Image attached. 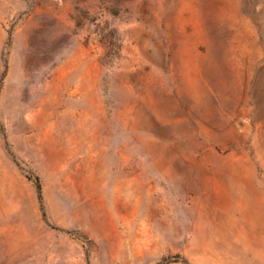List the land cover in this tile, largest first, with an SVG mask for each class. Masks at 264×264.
I'll return each instance as SVG.
<instances>
[{"label":"rangeland","instance_id":"374dc122","mask_svg":"<svg viewBox=\"0 0 264 264\" xmlns=\"http://www.w3.org/2000/svg\"><path fill=\"white\" fill-rule=\"evenodd\" d=\"M3 60L0 264H264V0H0Z\"/></svg>","mask_w":264,"mask_h":264},{"label":"trees","instance_id":"16d2710c","mask_svg":"<svg viewBox=\"0 0 264 264\" xmlns=\"http://www.w3.org/2000/svg\"><path fill=\"white\" fill-rule=\"evenodd\" d=\"M10 37H11L10 32H7V39H6V42H5L6 46L9 45ZM7 67H8L7 61L3 60V71L0 74V86H1L3 80H4L5 76H6ZM9 154L12 156L14 162L16 163L15 157L10 153V151H9ZM35 186H36V190H37V196H38V200H39L42 216L45 217V213H44V210H43V203H42L41 186H40L39 180L37 178H36V185Z\"/></svg>","mask_w":264,"mask_h":264}]
</instances>
